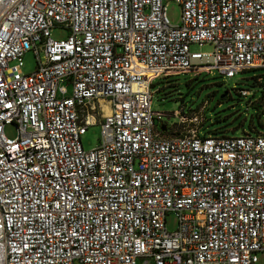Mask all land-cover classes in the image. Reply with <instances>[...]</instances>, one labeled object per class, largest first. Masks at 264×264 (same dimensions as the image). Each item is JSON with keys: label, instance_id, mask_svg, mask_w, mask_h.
Instances as JSON below:
<instances>
[{"label": "built area", "instance_id": "obj_1", "mask_svg": "<svg viewBox=\"0 0 264 264\" xmlns=\"http://www.w3.org/2000/svg\"><path fill=\"white\" fill-rule=\"evenodd\" d=\"M168 1L0 0V264L257 263L264 133L202 137L201 111L173 112L169 126L151 89L264 70V0H172L178 26ZM56 27L66 39L51 38ZM29 51L37 65L23 74Z\"/></svg>", "mask_w": 264, "mask_h": 264}, {"label": "rangeland", "instance_id": "obj_2", "mask_svg": "<svg viewBox=\"0 0 264 264\" xmlns=\"http://www.w3.org/2000/svg\"><path fill=\"white\" fill-rule=\"evenodd\" d=\"M166 16L173 26L180 25L182 8L175 1L169 0L165 4ZM68 31L63 27L51 30V38L63 40ZM192 51L210 52L209 45H192ZM43 60V55L40 54ZM23 74L34 72L37 60L36 55L29 51L22 58ZM15 61L10 62L14 66ZM264 75V70H250L227 78L218 71L203 72L199 75L183 74L154 80L151 89L152 109L161 112L164 117L161 121L173 126L178 119L173 112L183 110L188 114L190 110L201 111L204 118L200 128V135L210 137L236 138L244 132L256 136L264 133V86L257 83V78ZM236 89H247L252 93L248 97H241ZM227 92V95H222ZM257 101H260L257 105ZM159 124L160 122L157 121ZM160 126V125H159ZM178 131H185L183 126H175ZM257 131V132H256ZM4 134L8 139H16L18 130L14 124L4 126ZM101 137V128L98 124L90 126L81 137L85 151L97 147ZM178 226L175 213L166 216L168 232H174ZM256 264H264V252L257 254Z\"/></svg>", "mask_w": 264, "mask_h": 264}, {"label": "water", "instance_id": "obj_3", "mask_svg": "<svg viewBox=\"0 0 264 264\" xmlns=\"http://www.w3.org/2000/svg\"><path fill=\"white\" fill-rule=\"evenodd\" d=\"M225 95H227V92H225V93L222 95V97H224ZM160 130H161L162 132H165V131H166V128L163 126V127H160Z\"/></svg>", "mask_w": 264, "mask_h": 264}, {"label": "trees", "instance_id": "obj_4", "mask_svg": "<svg viewBox=\"0 0 264 264\" xmlns=\"http://www.w3.org/2000/svg\"><path fill=\"white\" fill-rule=\"evenodd\" d=\"M236 91H237V89H236ZM238 94V93H237ZM238 95H240V94H238ZM241 96V95H240ZM242 97V96H241ZM255 103H257V105H259V103H260V101H257V102H255ZM190 112H198V111H192V110H190ZM203 119H205V118H203ZM202 126V125H201ZM257 132V131H256ZM246 132H244L243 134H245ZM258 133V132H257Z\"/></svg>", "mask_w": 264, "mask_h": 264}]
</instances>
